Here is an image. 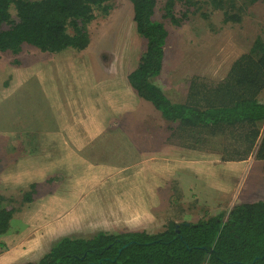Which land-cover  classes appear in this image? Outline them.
<instances>
[{
    "label": "rangeland",
    "instance_id": "obj_1",
    "mask_svg": "<svg viewBox=\"0 0 264 264\" xmlns=\"http://www.w3.org/2000/svg\"><path fill=\"white\" fill-rule=\"evenodd\" d=\"M200 1L203 2L200 12L206 14V18H201L199 14L191 15V19L181 28L167 26L163 70L155 83L166 87L171 98H176V92L181 89L185 90V76L198 75L209 82L220 80L226 75L230 64L248 52L256 37L264 40V3L256 2L252 7L248 6L240 24H229L224 23L221 11H213L204 0ZM109 5V14L89 25L90 47L85 52H67L57 57L45 54L33 58L35 53L31 51L0 60V128L13 132L0 134V196L11 197L15 203H20L22 191H28L30 184L44 182L55 174H61L64 178L60 183L43 186L33 202L14 207L16 222L13 230L16 232L20 230V224L25 227L28 223L30 230L23 232L31 238L30 243L35 244H29V249L42 248V253L32 258L33 261L48 252L50 243L56 240H51L52 236L43 232L52 222L57 226L63 224V228L66 226L62 228L64 236H90L99 231L119 232L121 220L114 216L120 217L124 211L120 213L116 203H112L117 199V192L123 188L119 178H116L120 174L118 167L124 162H148L144 158L129 160L125 152H112L99 147L96 142L98 138H91L87 133L79 136L81 140L72 138L69 141L73 144L66 147L63 144L68 139H59L57 135L54 138L50 134L76 130L80 119L95 112L94 118L101 109L97 107L105 105L104 91L96 95V90L105 89L108 84L105 82L111 81L110 78L116 80L124 77L138 65L142 41L134 29L131 4L127 0H111ZM94 79L100 80L96 81V87L91 84ZM259 99L264 102V91ZM64 101L71 105L74 103V110L63 107ZM107 103L111 105V100L108 99ZM71 111L73 119L69 116ZM101 115L104 118L103 108L99 118ZM121 118L123 120L127 116L122 115ZM71 120L73 123L69 127ZM29 128L32 129L25 131ZM22 132L39 133L35 138ZM183 152L184 158L190 157L192 160L195 173L202 168L213 170L224 163L218 156L209 153ZM151 157L157 158L155 154H151ZM250 161L248 174H243L241 178L245 177L244 182L241 180L233 187L240 192L237 195L239 200H231L234 203L230 205L264 201V162L253 156ZM212 170L204 169L207 180H211ZM229 172L234 173L232 170ZM183 181L185 184L178 180L176 190L170 186L166 189L171 190L157 192L161 201L151 212L145 203L128 204L129 207L135 206L136 213L140 214L139 220L135 221L137 225L129 224L132 226L129 228L157 231L168 224L170 214L177 216L178 213L180 218L195 222L200 216L216 215L223 209H229L221 199L224 196L213 193L215 181L211 182V189L205 187L195 175ZM181 201L183 211L178 209ZM217 203L223 206L216 208ZM103 210L108 213L106 217H101ZM133 214L131 209L125 211L126 217ZM51 216L54 218L51 219ZM34 217L41 218L32 221ZM123 220L126 225L130 221ZM129 228L122 231H129ZM52 229L47 228L46 231ZM20 233H14L9 240H15L14 237Z\"/></svg>",
    "mask_w": 264,
    "mask_h": 264
},
{
    "label": "trees",
    "instance_id": "obj_2",
    "mask_svg": "<svg viewBox=\"0 0 264 264\" xmlns=\"http://www.w3.org/2000/svg\"><path fill=\"white\" fill-rule=\"evenodd\" d=\"M110 1L0 0V60L31 51L35 53L33 58L85 52L91 40L88 27L109 14ZM127 1L142 49L137 67L126 79L152 114L142 126L128 117L126 126H130L126 129L149 135L146 141H153L155 150L171 145L216 155L222 162H239L252 156L264 162V102L259 99L264 91V40L256 37L248 52L237 57L220 80L185 76V90L176 92L184 95L170 99L155 83L163 70L167 26L181 28L191 15L206 18L200 12L203 2ZM256 2L264 0H204L213 11H221L224 23L229 24H240L248 6ZM121 117L116 116L112 125L124 127ZM62 176L55 174L44 182L30 184L28 191H22L20 203L0 196V238L24 227L20 224V230H13L14 207L33 202L43 186L62 182ZM178 209L184 210L182 201ZM180 217L170 214L168 224L157 231L61 236L50 243L48 252L37 262L26 264H264V201L235 203L229 210L200 216L195 222ZM6 248L0 241V253Z\"/></svg>",
    "mask_w": 264,
    "mask_h": 264
},
{
    "label": "crops",
    "instance_id": "obj_3",
    "mask_svg": "<svg viewBox=\"0 0 264 264\" xmlns=\"http://www.w3.org/2000/svg\"><path fill=\"white\" fill-rule=\"evenodd\" d=\"M126 76L127 74H125L124 77H118L116 80H114L115 78L114 79L110 78L111 81L105 82L108 83L105 85V89L96 90V95L100 91H104L103 96H104L105 105L97 107V109L100 108L101 109L99 110L98 113H96L94 118H93V114L95 112L88 114L84 118L80 119L79 123L77 124L76 130H71L68 132L55 131L50 133L51 135H53L54 138L55 135H57L59 139L60 138L68 139L64 141L63 145L65 147L73 144L72 142L69 141L72 138L74 139L77 138V140H81L82 137L79 136L85 135L84 133H87V136H90L91 138L94 139L98 138L96 142L98 143L99 147L110 149L112 152H125L126 154H128L129 160H140L141 158L142 159L144 158L145 161H148L147 163L132 162L127 164H125L124 162V164H121L118 167L120 174L116 178H119L120 185L123 188L122 190H119L117 192V196H116L117 199L112 201V203H116V207L121 211L120 213L124 211V214L120 217L114 216L115 219L121 220L120 230L117 231H122L125 228H129L137 225L135 224V221L139 220L140 214L136 213L135 206L129 207L128 204H136L139 202L145 203L146 207L148 208L150 207V212H151V210L155 209L160 204L161 201L160 199L161 196H159L157 192H159L160 190H164V191L169 189L171 190V188L166 189V187H170V186L175 189L176 188L175 184L178 182L179 179L181 184H185L183 179L184 178L190 179V175H195V177L203 181L205 187L207 188H210L211 182L215 181L216 184L213 187L215 191H213V193H221L224 196L221 197V199L225 201V204L229 206L230 209L234 205V204L232 205L230 204L236 201V199L238 198L237 197L238 194L240 195V192L234 189L236 186L235 183H238L241 180H243L244 182L245 177L244 179L241 178L243 174L245 175L248 174L249 171L248 166H250L252 163V161H250L251 157L248 158L247 160H243L239 162H226V163L224 162L221 165L219 164L220 166H218L217 168H213V170L212 168L209 169L204 168L206 170H212L211 173L212 178L211 180L210 178L207 180L206 178L207 172L204 171V169L202 168V170H198L195 173V170L193 169L194 166L192 160H190V157L184 158L183 155L184 152L181 151V149L179 150L178 159L176 154L177 148H175L174 146L167 145L161 150H155L157 146H155L152 141H146L148 140L149 135L145 136L144 132H141L140 130L130 131L129 129H126V127L130 126V125L126 126L127 124L126 120L128 119V117L135 119L133 123H135L136 126H142L143 123L148 120L149 113L152 114V110L150 109L149 105L139 100L134 94V92L131 90V88L127 83ZM109 77L112 76L110 75ZM97 80L98 79H94L92 81L91 83L93 84L92 86L96 87V83H98L96 82ZM85 83L87 86L88 85L87 81ZM161 88L165 96L172 99L169 95L170 91L167 90L166 87H161ZM175 95L178 96V98L180 99L184 95V92L183 94L181 93L180 95L177 94ZM72 97L73 95L71 96V98ZM108 99L111 100L110 103L111 105L107 103ZM64 103L65 105L63 107H67L69 110H74L75 108L73 107L75 106L74 103L73 105H71V103L67 101L66 102L64 101ZM102 108L105 111V116L103 118V116L101 115L99 118V113L101 112ZM91 109H93V106ZM140 109H142L141 112ZM71 114L72 111L69 113V116L71 119H73ZM141 114L144 117L141 116ZM122 115L127 116V118H123L125 122V126L124 127L113 126L112 122L116 118V116L121 117ZM72 121L73 120H71L69 127L72 125L73 123ZM75 121L76 119L74 120V122ZM0 129H1L0 130L1 135H7L13 133L11 131L5 130L6 128L4 127ZM30 129L32 128L25 129V131ZM22 133H28V132H22ZM37 133L39 132H31V133L29 132L28 134L25 135H28V137L37 138L36 137ZM41 135L44 136L45 133L42 132ZM99 139H101L100 143L98 142ZM82 143L83 142L81 141L80 146L82 145ZM151 154H155L157 158L156 157L152 158ZM194 154H198V153H194ZM230 170L234 171L236 175L234 173H230L229 172ZM220 173H223L224 175L221 176ZM230 174H234V175L228 176ZM230 196L231 198H229ZM164 197L166 199L168 198L167 196ZM231 200L234 201L231 202ZM152 202H154V204H152ZM219 203L216 204V208L223 206V204L219 206ZM129 209L133 210L134 214L129 217H126L125 211ZM102 213L103 214H101V217H106L108 214L105 210H103ZM163 216L165 217L164 213ZM66 217H68V214ZM151 217L154 218L152 215ZM39 218L41 217H34L32 221ZM50 218L53 219L54 217L51 216ZM51 219L50 221L52 222ZM123 219L125 220L130 219V221L127 224L128 226L125 224V221ZM132 223L134 224L132 226H129V224ZM58 226L56 223L52 222V224L47 228H53V229L50 231H46L47 228H45L43 232L45 234L51 235L52 236L51 240L57 239L61 236H64L63 233L64 231L62 230L66 227L65 226L63 228L62 227L63 224H59ZM30 227L31 226H29V224L27 223V226H25L20 230L21 233L17 235V237H14L16 238L15 240H9V238L13 234H9L7 236L0 238V241L4 242V244L7 247L6 250L0 253V264H26L28 262H36L42 257L41 256L37 258L36 261H33L34 259H32L37 254L42 253L40 252L42 251V248L40 249L39 247L33 250L32 248L29 249V246L32 244L30 243L32 242V240L31 238L26 237L27 234L24 233L23 231H29ZM128 230L136 231L135 228H129Z\"/></svg>",
    "mask_w": 264,
    "mask_h": 264
}]
</instances>
